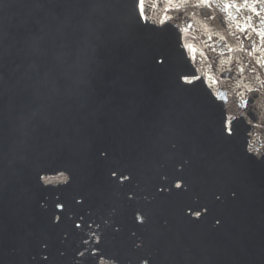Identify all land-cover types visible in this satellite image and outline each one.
I'll return each instance as SVG.
<instances>
[{
	"label": "water",
	"instance_id": "obj_1",
	"mask_svg": "<svg viewBox=\"0 0 264 264\" xmlns=\"http://www.w3.org/2000/svg\"><path fill=\"white\" fill-rule=\"evenodd\" d=\"M137 3L103 0L137 263L264 264V67L252 76L245 72L244 80L214 83L221 71L233 66L229 56L249 64L258 58L264 64V41L252 34L257 44L245 42L249 56L232 37L234 51L223 57L211 54L212 64L200 54L210 34L207 21L193 17V28L186 30L175 12L165 14L166 8L175 7L167 0H143L139 11ZM253 7L264 18V5ZM211 11L228 19L222 4ZM229 11L241 23L250 16L264 33V24L247 8ZM141 13L146 22L139 19ZM181 36L183 45L196 50L195 62L189 59L191 50L185 54ZM158 58L164 63H157ZM194 71L207 87L180 82ZM252 95L257 99L246 110L244 100ZM214 96L222 103H214ZM226 121L233 122L231 136L225 134ZM177 181L182 188L175 187ZM137 214L143 223L137 222Z\"/></svg>",
	"mask_w": 264,
	"mask_h": 264
},
{
	"label": "snow or ice",
	"instance_id": "obj_2",
	"mask_svg": "<svg viewBox=\"0 0 264 264\" xmlns=\"http://www.w3.org/2000/svg\"><path fill=\"white\" fill-rule=\"evenodd\" d=\"M169 4H174V8H166L165 14L170 12H175L177 14L176 18H179L182 22L186 24V30H191L193 28L192 18L193 17H201L203 20L207 21L209 24V28L206 31H209L210 34L207 36L206 39L202 41L204 45V49L200 51L201 55H204L206 60L215 64V60L213 59V53H216L219 56H226V53H231L234 51V47L231 44V38L234 37L236 41L239 42V47L241 50L246 51L249 56L252 55L251 51H248V47L246 46L245 42L249 41L252 37V34H255L259 40L264 41V33L260 32L258 28L252 23V18L250 16H244L242 19L244 23H241L239 19L233 17L229 9H235L237 12H241L243 9L247 8L252 12L254 16H256L259 20V23L264 24V18L260 16V10H257L253 7L255 4L264 5V0H167ZM143 0H138L137 8L138 11L140 10V6L142 5ZM223 5V13L228 17L227 20L223 19V17H218L212 14L213 9L216 8L218 5ZM208 10V11H205ZM173 17H168V19H172ZM139 19L143 22H146V16L142 13L139 16ZM232 22H235V31H232ZM167 23V20H165ZM251 29V32H249ZM180 43L184 48L185 54L189 50L193 52V55L189 57L190 60L195 62V49L191 48V46L183 45V36H181ZM252 45H256L257 41L255 39H251ZM219 49V52L217 50ZM255 48H253V51ZM228 63L232 64V67L221 71L219 76L214 79V83L219 84L221 81L231 82V81H238L244 80L247 77L244 75L245 72L248 73V76H252L253 73H257L258 67H264V64L257 58L255 64L249 63H242L239 58H236L233 61L232 57H227ZM157 63L162 64L164 63L163 59L158 58ZM255 79H259V75L255 76ZM181 83L185 84H195L197 82H201L207 87V82L205 81L204 77H202L198 72H192L191 74L183 75L180 78ZM239 87V84H237ZM251 91V89H249ZM238 96H243V92H238ZM257 97L255 95L250 96L248 99L244 100V108L247 110L249 105H251ZM214 103L221 104L222 101L218 96L213 97ZM248 123L252 124L253 121L249 116ZM225 129V134L231 136L234 134L233 132V122L226 121L223 125ZM113 179L117 178V174H112ZM130 179L128 176H121L119 180L123 183L125 180ZM175 187L180 189L183 187L182 182L177 181L175 183ZM163 190V189H161ZM131 198V197H130ZM80 202V201H78ZM64 205L62 203H57L55 205V220L54 222H59L60 216L56 215V213L63 211ZM206 212L207 209H204ZM200 212H196L193 215L196 218H199ZM137 222L143 223V217L139 214L136 216ZM77 228L82 227L80 223L75 225ZM90 227V226H89ZM87 243V241H85ZM96 243H99V239L96 240ZM98 252L97 249H93L92 254L96 255ZM79 255L83 256L84 252L79 253ZM46 258V257H45Z\"/></svg>",
	"mask_w": 264,
	"mask_h": 264
}]
</instances>
